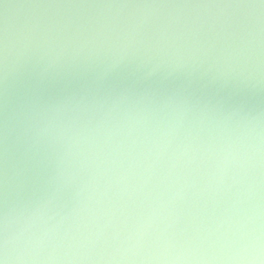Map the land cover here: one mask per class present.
<instances>
[{
    "label": "water",
    "instance_id": "1",
    "mask_svg": "<svg viewBox=\"0 0 264 264\" xmlns=\"http://www.w3.org/2000/svg\"><path fill=\"white\" fill-rule=\"evenodd\" d=\"M150 2L0 0L5 264H264V9Z\"/></svg>",
    "mask_w": 264,
    "mask_h": 264
},
{
    "label": "snow or ice",
    "instance_id": "2",
    "mask_svg": "<svg viewBox=\"0 0 264 264\" xmlns=\"http://www.w3.org/2000/svg\"><path fill=\"white\" fill-rule=\"evenodd\" d=\"M134 0H121V6H131ZM108 6H116L109 3ZM144 6L160 7H259L264 9V0H151Z\"/></svg>",
    "mask_w": 264,
    "mask_h": 264
},
{
    "label": "clouds",
    "instance_id": "3",
    "mask_svg": "<svg viewBox=\"0 0 264 264\" xmlns=\"http://www.w3.org/2000/svg\"><path fill=\"white\" fill-rule=\"evenodd\" d=\"M242 253H247V255H242L240 258L242 260H247V261H255L259 260V255H252V250L249 247H244L241 249ZM0 264H5V261L3 259H0Z\"/></svg>",
    "mask_w": 264,
    "mask_h": 264
}]
</instances>
